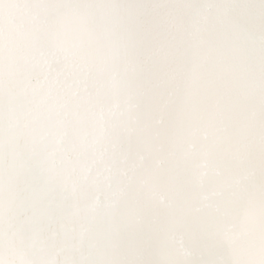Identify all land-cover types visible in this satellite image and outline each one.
I'll return each instance as SVG.
<instances>
[{
    "label": "snow or ice",
    "instance_id": "snow-or-ice-1",
    "mask_svg": "<svg viewBox=\"0 0 264 264\" xmlns=\"http://www.w3.org/2000/svg\"><path fill=\"white\" fill-rule=\"evenodd\" d=\"M0 264H264V0H0Z\"/></svg>",
    "mask_w": 264,
    "mask_h": 264
}]
</instances>
